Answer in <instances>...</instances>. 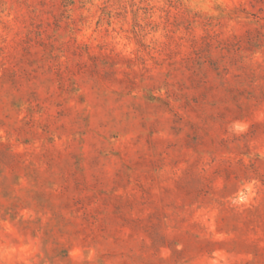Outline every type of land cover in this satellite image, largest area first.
Segmentation results:
<instances>
[{"label": "rangeland", "instance_id": "obj_1", "mask_svg": "<svg viewBox=\"0 0 264 264\" xmlns=\"http://www.w3.org/2000/svg\"><path fill=\"white\" fill-rule=\"evenodd\" d=\"M0 264H264V0H0Z\"/></svg>", "mask_w": 264, "mask_h": 264}]
</instances>
